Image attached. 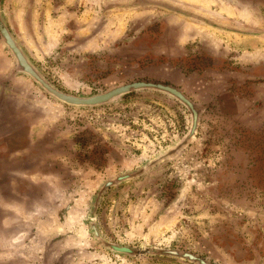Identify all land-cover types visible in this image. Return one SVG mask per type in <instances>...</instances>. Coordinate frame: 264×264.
Segmentation results:
<instances>
[{"label": "rangeland", "instance_id": "1", "mask_svg": "<svg viewBox=\"0 0 264 264\" xmlns=\"http://www.w3.org/2000/svg\"><path fill=\"white\" fill-rule=\"evenodd\" d=\"M0 17L59 91L152 81L199 110L169 154L190 128L172 97L67 106L0 42V264H264V0H0Z\"/></svg>", "mask_w": 264, "mask_h": 264}, {"label": "water", "instance_id": "2", "mask_svg": "<svg viewBox=\"0 0 264 264\" xmlns=\"http://www.w3.org/2000/svg\"><path fill=\"white\" fill-rule=\"evenodd\" d=\"M0 42L1 44L8 50L10 53L13 61H14V70L18 73L24 74L25 76L29 77L39 88H41L47 95L52 97L53 99L57 100L58 102L65 104L67 106L72 107H84V108H92L101 106L107 103H110L121 96H124L130 92L137 91V90H153L160 93H164L177 102L182 104L190 114V128L185 135V137L176 144V146L169 150L168 153L172 154L182 146H184L193 136L198 119L199 110L197 106L192 103L187 97H185L179 89L174 88L170 85L161 84L152 81H135L127 84H123L120 86H116L110 88L102 93L94 94L90 96H77V95H70L59 91L55 87H53L50 83H48L41 74L37 71V69L30 63L21 49L18 47L16 42L14 41L13 37L11 36L10 32L8 31L7 27L5 26L4 22L0 17ZM134 174L126 173L123 175H119L114 177L112 180H109L103 184V188H106L114 183L120 182L122 180H126L132 177ZM110 250L118 253H128L133 254V251L125 248V247H118L115 245L105 244ZM156 254L170 256L174 258H179L184 261L193 263V264H210L207 261L198 258L188 252H182L177 250H156Z\"/></svg>", "mask_w": 264, "mask_h": 264}]
</instances>
